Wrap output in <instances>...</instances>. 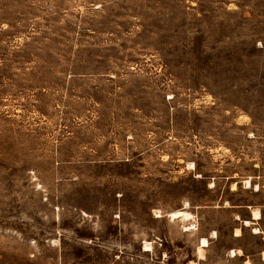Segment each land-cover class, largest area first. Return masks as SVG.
Here are the masks:
<instances>
[{"label": "rangeland", "instance_id": "374dc122", "mask_svg": "<svg viewBox=\"0 0 264 264\" xmlns=\"http://www.w3.org/2000/svg\"><path fill=\"white\" fill-rule=\"evenodd\" d=\"M263 251L264 0H0V264Z\"/></svg>", "mask_w": 264, "mask_h": 264}, {"label": "bare ground", "instance_id": "6f19581e", "mask_svg": "<svg viewBox=\"0 0 264 264\" xmlns=\"http://www.w3.org/2000/svg\"><path fill=\"white\" fill-rule=\"evenodd\" d=\"M190 164H192V163H190ZM244 186L245 187L253 186L251 177L246 178L244 180ZM235 187H236V182L233 183V188H235ZM254 189L256 191L260 189V186H259L258 183L255 185ZM188 206H189V203L186 202L182 209L173 210V211L169 212V216H168V217H170L171 219H174V220L179 219L181 221H187L188 223L185 224V226H186L185 229L186 230H188V229L190 230L192 225H194L193 222H189L188 221L192 217V214L189 211L186 210V208H188ZM261 218H262L261 210L259 208H257V207H252L251 208V219H243V224L244 225H251L254 222V220L257 221V220H260ZM194 222H195V220H194ZM252 230L255 233L261 232V229L258 226H254L252 228ZM235 231H236L235 236H241L242 235L241 227H237ZM209 244H210V241H209L208 237L202 236V237L199 238V244L197 246V252H198V255H199L200 258L204 257V248L209 246ZM153 248H154V245H153L152 241H146L145 242V250L149 251V250H152ZM230 253H231L232 256H236L238 254H241L242 250L241 249H232L230 251ZM262 255H263V258H264V251H263ZM187 264H198V262L191 260ZM245 264H252V261L250 259H247V260H245Z\"/></svg>", "mask_w": 264, "mask_h": 264}, {"label": "crops", "instance_id": "0c3cea01", "mask_svg": "<svg viewBox=\"0 0 264 264\" xmlns=\"http://www.w3.org/2000/svg\"><path fill=\"white\" fill-rule=\"evenodd\" d=\"M253 233H255V232H253ZM255 234H257V233H255Z\"/></svg>", "mask_w": 264, "mask_h": 264}]
</instances>
